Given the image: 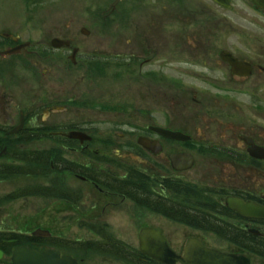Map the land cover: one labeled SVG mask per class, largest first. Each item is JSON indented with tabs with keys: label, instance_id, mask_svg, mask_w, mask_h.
Here are the masks:
<instances>
[{
	"label": "flooded vegetation",
	"instance_id": "obj_1",
	"mask_svg": "<svg viewBox=\"0 0 264 264\" xmlns=\"http://www.w3.org/2000/svg\"><path fill=\"white\" fill-rule=\"evenodd\" d=\"M42 1L0 0V145L4 146L0 156H7L14 142L23 143L25 152H29V145H39L38 153L32 151L28 156H39L41 175L50 169V172L56 171L80 182L89 188L88 192L97 193L100 203L94 208H101L102 218L108 213L118 222L124 214L140 228H161L170 247L178 254L184 251L185 240L195 238L210 248L249 255L255 240L264 239V220L230 210L226 202L235 199L264 207V153L255 158L251 151L264 150V9H258L253 0H243L252 16L251 25H242L238 23L240 9L234 0H231L230 9L212 0L208 1L210 3L204 0L188 2L187 15L181 24L184 31L192 29L188 35L191 47L198 49L195 58L199 59L206 52L216 55L213 61L201 60L208 74L215 72L216 77L198 75V81L205 85L183 88L193 94V99L190 102L185 99L187 103L183 104L171 95L172 78L162 75L160 70L142 73L144 67L153 65L154 59L163 57L165 52L173 56V38L159 39L162 23L160 28L158 23L151 25L152 30L160 33L146 29L143 33L138 27L135 36L127 39L134 49L125 44L117 52L109 45L108 30L104 37L96 36L89 29L88 34L83 35L86 27L78 23L77 12L73 9L75 0H64L67 1L64 6H70V15L61 9L59 21L51 20L50 26L43 22ZM203 3H206L204 8L196 10L195 7ZM258 18H262L263 23L255 24ZM168 19L175 22L172 12ZM240 34L247 38L228 41L223 46L230 35L240 38ZM55 40L67 44L55 48ZM208 43H214V51L205 49ZM96 48L100 49L99 53ZM224 52L236 61L234 66L221 56ZM100 57H103L104 68L94 66ZM123 63L127 64L125 69H120L123 75H136L140 79L154 74L157 77L154 81L163 87L159 90L163 98L157 96L152 104L139 103L135 115L137 135L133 155L137 167L134 170L126 168L128 153L123 157L122 149L125 148L120 146L123 137L96 135L90 131L94 122L81 124L78 117L80 105L87 109L93 106L86 101L87 94L79 93V67L86 66L87 70L104 78L109 75L110 68L121 67ZM207 86L223 96L214 97V103L200 99L203 94H211ZM232 94L249 95L252 100L245 104ZM82 99L84 101H80ZM160 129L180 133L186 138L166 137L160 134ZM74 132L88 134L92 140L73 139L69 135ZM139 141H146L148 148ZM190 158L194 160L192 168L179 171ZM101 159L114 168H103L100 163L94 168L92 163ZM117 168L127 174L133 171L134 183H122L125 177L119 175L121 172H117ZM192 173L195 174L191 176ZM64 186L74 196L75 193L77 197L82 196L78 189H71L76 188L73 185L65 183ZM71 198L62 197L64 200ZM125 204H129L128 209H124ZM154 218L184 224L183 242L175 244L176 233L169 235L164 224L159 227L149 222ZM85 219L88 222L89 216ZM86 230L101 241L102 248L97 250L114 256L112 264H126L117 261V257L130 249L126 246L128 243L117 236L115 227L105 231L88 230V227ZM74 249L77 255L65 247L58 251L62 256H72L79 264L111 263L105 256L102 257L104 263H93L90 257L83 256L87 249L79 245ZM132 252L141 264H154L142 255L139 247Z\"/></svg>",
	"mask_w": 264,
	"mask_h": 264
},
{
	"label": "rangeland",
	"instance_id": "obj_2",
	"mask_svg": "<svg viewBox=\"0 0 264 264\" xmlns=\"http://www.w3.org/2000/svg\"><path fill=\"white\" fill-rule=\"evenodd\" d=\"M114 1L115 0H75L73 9L77 12L79 25L93 30L96 36L100 37H104L106 35L105 31L108 30L109 45L118 52L125 44L127 47L134 49L133 43L128 42L127 39L128 37L132 39L135 36L138 27L143 33H145L144 29L148 32L153 31L154 33H160L157 29L152 30L151 25L158 23L157 25H159L160 28V24L162 23L164 25L163 28L161 27L162 37L159 39L165 41L168 37H170L169 39L173 38V56L165 52L163 57L161 56L154 59L156 62L153 65L144 67L142 73L145 75L148 72L153 73L154 71L160 70L162 75L173 79V86H169V88H173L171 94L173 98L175 97L181 100L183 104L187 103L186 100L190 102L193 94L183 88L187 85H197V87L204 86L205 84L199 82L197 79L198 75L208 74L205 68H203L204 64H202L201 60L206 58L207 60L213 61L216 56L214 52L212 55L206 52L202 56H199V59L195 58L198 49H193L191 47V37L188 35L192 32V29L184 31V26L181 24L187 15H185V11L190 0H124L112 13L109 12V7ZM194 1L199 2L200 0ZM204 1L208 2L209 0ZM234 1L237 9H240L239 14H237L238 23L242 25H251L252 13H250L248 7L244 5V1ZM66 2L67 1L64 2V0L42 1L40 12L45 17L43 22L46 23L47 26H50L52 22L56 23L59 21L57 17H61V9H64V11L69 14L70 6H64ZM204 4L206 5V3H203L195 7L196 10L204 8ZM182 8L185 10H182ZM170 12L173 13V18H175L174 23H171L168 19V14ZM227 15H231V12H227ZM107 17L110 19L106 20ZM51 20L54 21L51 22ZM176 23H179V25ZM261 23H263V19L258 18L255 24ZM140 25H142L141 28ZM143 25H145V28H143ZM104 28L107 29L104 30ZM171 31H173V35ZM239 37L240 38L230 35L222 44L224 46L227 45L228 41L234 42L247 38L242 37L241 34ZM81 38L86 41L85 37L81 36ZM160 43L163 44V42ZM214 47V43H208L205 49H208L207 51H214L216 48ZM166 48H168V46H166ZM95 50H97L98 53L100 52L99 48ZM102 58L103 57L97 59L94 66L98 68L103 67L104 61ZM90 59L95 58L91 57ZM82 60L84 61L85 58ZM125 65L127 64L123 63L121 67L110 68L109 75L104 78H99L97 73L87 70L86 66L79 67V93L84 95L87 94L86 101L91 102L89 106H93L87 109V106L83 107L80 105L78 117L81 120L79 122L81 124L88 123L89 121L94 122V125L90 127V131L96 135L102 134L103 136H109L110 138L114 137L115 139L117 137H123L120 142V146L125 148L124 150L122 149L123 157H126L128 153V158L125 159L126 164L134 170L135 167H137L133 155L135 151L133 143L137 135V131L135 130V115L140 105L152 104L157 96L163 98L159 91L162 90L163 87L154 81L157 78L154 74H147L148 79L145 76L138 79L136 75L129 77L123 75L120 69H125ZM191 72L195 74H191ZM208 77L215 78V72L209 71ZM179 88L183 90L177 91ZM207 89H209L211 94H203L200 99H209L210 103H214V97L223 96L210 86H207ZM262 93H264V91ZM171 95V100L169 102L172 104ZM232 96L245 104H249L252 100V96L249 95L242 96L232 94ZM259 97L261 98V96ZM80 101L84 100L82 99ZM140 102L141 104L139 105ZM165 102L167 101L165 100ZM1 123L2 121H0V124ZM11 148L12 151H10L7 156L3 158L0 157V165L10 164L15 160L11 158H15V156L18 157V154L20 158H22L21 151L25 152L23 150V143L14 142ZM27 148L29 152H38L41 147L34 144L29 145ZM3 149L4 146L0 145V153ZM70 159L72 158L70 157ZM103 161V159H101V161L96 160L92 164L94 168L98 167L99 163L103 168H114V166L110 167ZM14 164L18 165L20 162H16L15 160ZM47 170L46 174L40 176L38 174L39 168H35L34 174H32V172H24L22 167L16 166L17 176L0 181V233L10 232L19 234L20 237H22V235H31L33 231L42 229L50 231L53 237L59 238L62 242L72 241L80 242L81 244L86 243L90 248L99 249V240L91 236L86 228L88 227V230L89 228H93L94 231H105L109 229V227H115L117 236L122 241L128 243L130 249L136 250L138 247V233L140 228V225L136 221L129 219L128 216L125 218L124 214H121L118 222L113 218V215L108 213L102 218L100 216L101 208H94V206L100 203L97 193L88 192L87 189L89 188L74 179L67 178L56 171L50 172V169ZM116 171L121 172L119 175L122 178L127 174L126 171L119 168H117ZM24 174L29 176H24ZM194 174L192 173L191 176ZM93 175L96 179H100V176L96 174ZM65 183L76 187L71 189H78V191L82 193V196L77 197L76 193L75 196L71 194V190L65 188ZM38 187H44V190H46V192L44 191L45 196L39 197L29 195L27 192L26 194L28 195L24 196V198H16L20 195V192L27 189L31 193H36L38 192ZM83 196H87V198ZM62 197H72L74 200H72V198L64 200ZM81 197H83V199H81ZM128 206L129 204H125L124 209H128ZM124 209L122 213L125 212ZM87 216H89L88 222L85 219ZM149 222L159 227L165 225L168 234L176 233V236L181 235L179 238L180 240L185 237L184 230H180L178 227L170 228L174 225L173 223L164 222L161 219L156 220L155 218ZM173 241L176 243V239ZM253 257V264H264V259L262 260L260 257L257 258L255 255H253ZM4 261V263L0 262V264H11L10 256H7ZM92 262L104 263V259H102L101 256L92 257ZM112 263L114 262L111 261L110 264Z\"/></svg>",
	"mask_w": 264,
	"mask_h": 264
},
{
	"label": "water",
	"instance_id": "obj_3",
	"mask_svg": "<svg viewBox=\"0 0 264 264\" xmlns=\"http://www.w3.org/2000/svg\"><path fill=\"white\" fill-rule=\"evenodd\" d=\"M120 0H117L116 5ZM218 4L225 5L228 0H214ZM263 7L262 5H258ZM175 136V135H174ZM175 138H179L177 135ZM239 209L243 205L236 203ZM247 215L256 218L264 219V208L255 205L243 207ZM34 236L50 237V233L38 230ZM166 242L160 232L153 229H143L141 232V249L151 258L163 264H175L181 262L182 264H250L249 260L238 257L221 254L216 250L206 249L202 243L196 240L188 242L186 254L184 257L176 256L166 247ZM163 253H155L161 252ZM3 258V253L0 252V260ZM13 264H77L75 260L70 257L60 258L59 253L54 251L40 252L37 250H30L26 247H19L14 250L12 255Z\"/></svg>",
	"mask_w": 264,
	"mask_h": 264
},
{
	"label": "trees",
	"instance_id": "obj_4",
	"mask_svg": "<svg viewBox=\"0 0 264 264\" xmlns=\"http://www.w3.org/2000/svg\"><path fill=\"white\" fill-rule=\"evenodd\" d=\"M36 162L39 161L37 158ZM19 169V168H17ZM18 173L16 172V167L10 165H0V181L17 176ZM10 176V177H9ZM29 193L28 190L20 192L19 196L16 198H22L26 193ZM38 240L33 238H25L20 237V235L13 234V233H0V250L4 251L6 255L11 254V249L18 246V245H31L32 242H37ZM54 242V241H53ZM39 245H53L52 241H44L41 240ZM55 246V243H54ZM255 250H260L262 256H264V246L261 244H255ZM258 252V251H257Z\"/></svg>",
	"mask_w": 264,
	"mask_h": 264
}]
</instances>
